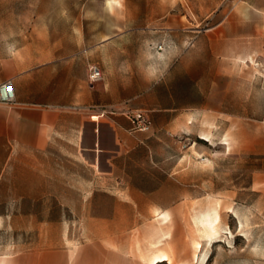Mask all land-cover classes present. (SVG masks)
Instances as JSON below:
<instances>
[{"label": "rangeland", "instance_id": "1", "mask_svg": "<svg viewBox=\"0 0 264 264\" xmlns=\"http://www.w3.org/2000/svg\"><path fill=\"white\" fill-rule=\"evenodd\" d=\"M79 36L108 40L155 148L88 185L79 155L0 145V264H264V0H0V61Z\"/></svg>", "mask_w": 264, "mask_h": 264}, {"label": "crops", "instance_id": "2", "mask_svg": "<svg viewBox=\"0 0 264 264\" xmlns=\"http://www.w3.org/2000/svg\"><path fill=\"white\" fill-rule=\"evenodd\" d=\"M107 41L104 38L89 46L79 36L66 47H59L58 39L52 38L38 48L19 45L10 50L3 45L2 51L9 53L0 61V85L11 82L16 102L0 103V145L34 154L35 165L47 155H79L90 171L88 185L120 178L123 155L131 157L142 148H155L146 145V135L133 131L130 112H143L151 120L147 110L137 108L142 95L119 77L106 76ZM92 64H98L107 78L91 84ZM31 183L37 190L38 186L52 190L70 182L35 175ZM254 183L264 188L263 176ZM96 191L87 193V200ZM68 195L61 192L56 199L67 200Z\"/></svg>", "mask_w": 264, "mask_h": 264}, {"label": "built area", "instance_id": "3", "mask_svg": "<svg viewBox=\"0 0 264 264\" xmlns=\"http://www.w3.org/2000/svg\"><path fill=\"white\" fill-rule=\"evenodd\" d=\"M103 71L98 64H92L89 67V81L95 84L103 80ZM11 89V91H9ZM16 102V95L11 82H6L0 85V103L13 104ZM133 130L137 129L140 132H147L151 129L152 122L143 112H135L131 116Z\"/></svg>", "mask_w": 264, "mask_h": 264}, {"label": "bare ground", "instance_id": "4", "mask_svg": "<svg viewBox=\"0 0 264 264\" xmlns=\"http://www.w3.org/2000/svg\"><path fill=\"white\" fill-rule=\"evenodd\" d=\"M208 226H209L210 229H214V227L216 226V220L210 221L209 224H208ZM156 260H158V264H159V262H163L164 263L166 260L170 264L172 263L171 257H169L168 255H165V254L162 255V256L157 257Z\"/></svg>", "mask_w": 264, "mask_h": 264}, {"label": "snow or ice", "instance_id": "5", "mask_svg": "<svg viewBox=\"0 0 264 264\" xmlns=\"http://www.w3.org/2000/svg\"><path fill=\"white\" fill-rule=\"evenodd\" d=\"M9 91H11V89H9Z\"/></svg>", "mask_w": 264, "mask_h": 264}]
</instances>
